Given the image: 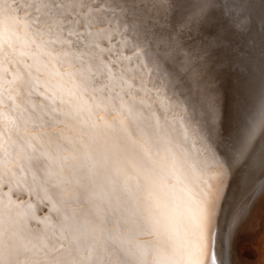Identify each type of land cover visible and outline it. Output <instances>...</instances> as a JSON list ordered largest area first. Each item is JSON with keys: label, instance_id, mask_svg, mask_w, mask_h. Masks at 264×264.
<instances>
[{"label": "snow or ice", "instance_id": "6c2138e0", "mask_svg": "<svg viewBox=\"0 0 264 264\" xmlns=\"http://www.w3.org/2000/svg\"><path fill=\"white\" fill-rule=\"evenodd\" d=\"M264 0H0V264H252Z\"/></svg>", "mask_w": 264, "mask_h": 264}, {"label": "bare ground", "instance_id": "6f19581e", "mask_svg": "<svg viewBox=\"0 0 264 264\" xmlns=\"http://www.w3.org/2000/svg\"><path fill=\"white\" fill-rule=\"evenodd\" d=\"M242 233L246 234L247 241L253 243L254 250L252 252L248 251L250 254V257L257 260V263L255 261H252V264H264V223H260L259 225L253 226L251 229H244ZM247 246H242L241 249H247ZM263 257V260H259L260 257Z\"/></svg>", "mask_w": 264, "mask_h": 264}, {"label": "rangeland", "instance_id": "374dc122", "mask_svg": "<svg viewBox=\"0 0 264 264\" xmlns=\"http://www.w3.org/2000/svg\"><path fill=\"white\" fill-rule=\"evenodd\" d=\"M240 245H241V247H242V246H247V247H248V248H247V251H250V252H251V250H252V252H253V250H254V245H253V243L247 241V239H246V234H245V233H242V234H241ZM250 258H251L253 261H255V263H257V260H256V259H253L252 257H250ZM259 260H261V262H262L263 257L261 256V257L259 258Z\"/></svg>", "mask_w": 264, "mask_h": 264}]
</instances>
